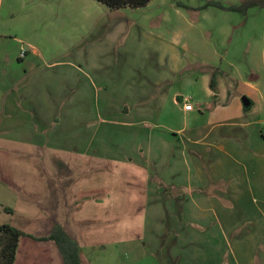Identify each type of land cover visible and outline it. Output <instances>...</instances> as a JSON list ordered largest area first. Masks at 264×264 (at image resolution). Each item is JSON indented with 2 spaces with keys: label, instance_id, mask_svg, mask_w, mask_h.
Segmentation results:
<instances>
[{
  "label": "rangeland",
  "instance_id": "374dc122",
  "mask_svg": "<svg viewBox=\"0 0 264 264\" xmlns=\"http://www.w3.org/2000/svg\"><path fill=\"white\" fill-rule=\"evenodd\" d=\"M245 1L154 0L147 9L112 13L94 0H0V65L23 73L18 56L29 46L46 63L66 65L60 70L73 72L72 81L63 87L78 97L77 134H88L85 140L79 137L78 145H90L101 155L110 144L120 149L132 141L134 127L114 131L116 118L110 111L131 93L134 83L126 81L138 72L149 79L170 77L181 67L172 88L195 99L203 74L199 68L185 70L202 59L204 45H197V38L211 43L207 51L216 48L217 60L238 70L240 77L264 83V5L259 2L246 12L219 7ZM152 26L178 30L176 46L165 51L160 41L150 39L145 31ZM152 52L160 54V71L153 68ZM2 118L0 113V123ZM144 119L124 122L139 123L143 130ZM1 131L0 224L25 234L15 264H64L54 242L38 240L57 226L78 243L82 264H192L182 261L185 250L172 249L170 235L161 233L166 211L155 215L150 206L147 170L92 154L72 158L29 151L7 142ZM155 234L162 238L159 246ZM197 249L203 257L209 254Z\"/></svg>",
  "mask_w": 264,
  "mask_h": 264
},
{
  "label": "crops",
  "instance_id": "0c3cea01",
  "mask_svg": "<svg viewBox=\"0 0 264 264\" xmlns=\"http://www.w3.org/2000/svg\"><path fill=\"white\" fill-rule=\"evenodd\" d=\"M99 4L112 13L150 6L111 10ZM157 27L146 28L149 38L160 41L165 51L176 46L178 30ZM196 41L204 45L202 59L185 71L200 69L203 75L196 103L190 98L189 108L184 106L186 97L172 88L181 67L170 77L149 79V74L145 78L138 72L133 80H122L132 81L133 89L110 115L116 118L111 124L114 131L134 127L126 147L116 149L117 145L110 144L104 155H98V149L78 145L84 135H78L76 128L77 92L68 93L63 87L71 83L73 72L61 71L66 66L62 62L46 63L30 46L25 58L18 56L23 73L0 65V131L4 130L7 142L29 151H52L72 158L92 154L147 170L148 201L156 208L155 215L166 211L161 233L170 235L172 249L185 250L182 261L264 264V83L246 81L238 70L217 60L216 48L207 51L213 45L205 38ZM152 56L153 68L160 71V54L152 52ZM213 76L216 88L211 87ZM243 97L250 99L249 107L244 106ZM129 117L145 118L146 128L124 122ZM87 137L86 133L83 140ZM93 137L91 130L89 138ZM159 235L155 234L158 246ZM197 248L209 254L203 257Z\"/></svg>",
  "mask_w": 264,
  "mask_h": 264
},
{
  "label": "trees",
  "instance_id": "16d2710c",
  "mask_svg": "<svg viewBox=\"0 0 264 264\" xmlns=\"http://www.w3.org/2000/svg\"><path fill=\"white\" fill-rule=\"evenodd\" d=\"M108 6L111 10H120L124 8L140 9L148 6L153 0H95ZM259 2L264 5L262 0H246L242 6L223 7L230 11H247L250 7L258 6ZM180 5V4H179ZM214 5V4H211ZM181 7H183L181 5ZM211 87L216 88L215 77H212ZM264 139V128L261 131ZM1 207V206H0ZM5 211L13 213V209L4 208ZM25 234L18 228L9 224H0V264H15L19 250L20 240ZM39 241H52L58 247L64 264H82L80 248L78 243L65 231L62 226H57L51 235L39 238Z\"/></svg>",
  "mask_w": 264,
  "mask_h": 264
},
{
  "label": "built area",
  "instance_id": "2783aa9c",
  "mask_svg": "<svg viewBox=\"0 0 264 264\" xmlns=\"http://www.w3.org/2000/svg\"><path fill=\"white\" fill-rule=\"evenodd\" d=\"M27 56V50L26 49H22L21 50V53H20V58H25ZM184 106L186 108H189L191 106V103H190V98H185L184 99Z\"/></svg>",
  "mask_w": 264,
  "mask_h": 264
},
{
  "label": "water",
  "instance_id": "95a60500",
  "mask_svg": "<svg viewBox=\"0 0 264 264\" xmlns=\"http://www.w3.org/2000/svg\"><path fill=\"white\" fill-rule=\"evenodd\" d=\"M242 101H243V104H244L245 107H249L251 105V101L247 97H243Z\"/></svg>",
  "mask_w": 264,
  "mask_h": 264
}]
</instances>
